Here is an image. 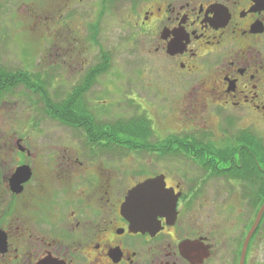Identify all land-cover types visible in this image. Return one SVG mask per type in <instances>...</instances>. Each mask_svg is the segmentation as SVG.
I'll list each match as a JSON object with an SVG mask.
<instances>
[{"label": "flooded vegetation", "instance_id": "obj_1", "mask_svg": "<svg viewBox=\"0 0 264 264\" xmlns=\"http://www.w3.org/2000/svg\"><path fill=\"white\" fill-rule=\"evenodd\" d=\"M46 1L53 5L46 20L66 22L71 33L78 17L91 15L98 17L94 25L100 32L111 6H124L130 36L149 39L153 61L192 78L188 108L215 106L228 125L150 141L151 125L144 137L139 132L130 140L125 120L107 121L115 113L88 109L91 126L63 124L70 131L57 139L71 134L81 140L69 147L16 139L17 160L10 165L8 152L0 155V264H218L225 217L220 190L215 186L211 194L207 188L218 178L241 183L240 204L234 195L231 207H225L230 224L234 216L233 226L239 224L230 253L233 264H240L259 212L254 198H264V175L253 177L254 171L264 172V0ZM111 57L102 48L94 75L108 69ZM226 136L230 142L222 140ZM162 162L163 170H153ZM21 166L30 175L16 191L12 179ZM182 166L191 168L181 171ZM154 178H162L165 192L176 198V214L158 215L154 230H132L123 204L134 188ZM263 226L264 215L244 264L250 263Z\"/></svg>", "mask_w": 264, "mask_h": 264}, {"label": "rangeland", "instance_id": "obj_2", "mask_svg": "<svg viewBox=\"0 0 264 264\" xmlns=\"http://www.w3.org/2000/svg\"><path fill=\"white\" fill-rule=\"evenodd\" d=\"M52 7V2L46 0H10V3L9 0H0L2 64L14 71L19 69L31 73L34 82L35 77H40L44 84L47 83L46 87L55 100L59 101L61 97H66L75 85L83 83L82 77L85 78L91 73L93 67L101 65L100 53L103 48L112 56L109 60L111 63L108 69L94 75L89 90L83 93L80 101L83 102L86 113L88 109H97L104 112V115L107 112L115 113L110 115L112 119H105L112 122L117 118L123 119L125 125L130 120L135 121L138 118V121L146 117L154 128V136H148L150 141L152 137L162 139L174 134H199L204 127L212 131L227 127V119L217 115L215 106L199 108L195 105L192 109L188 108L190 101L186 98L187 86H191L192 81L189 80L192 78L177 74L162 61H153L147 46L149 39L144 35L130 36L131 29L123 21L124 6H111L110 14L101 22L100 32L95 27L96 23H100L97 16L91 15L92 19L82 18L83 20L78 17L77 27L73 28L76 33H71L64 21L50 23L46 20ZM203 74L204 72H201L199 75ZM41 79L38 81L42 84ZM105 99L109 103L106 107L103 102ZM46 110L39 96L22 86L0 101V155L2 152H8L5 155L8 157V164L11 165V161L14 163L17 160L13 143L23 136L30 137L36 144L56 142L62 147H69L71 142L75 144L81 141L80 137L74 138L71 134L70 138L66 137L65 140L57 139L63 130L69 133L70 129L50 119ZM227 114L228 111L223 113L224 116ZM91 115L90 117H93V112ZM94 115H97L96 112ZM235 124L237 128H241L240 121ZM151 125L147 124L142 128L150 132ZM214 138L218 139V136ZM222 140L230 142L227 136ZM6 144H10L11 148ZM137 158L142 159L143 163L146 159H143L142 155ZM165 167L164 162L153 164V170H163ZM190 168L182 166L181 171ZM215 186L216 191L220 190L221 214L225 217L222 218V226L226 231V238L220 240L221 249H217L216 259H219L218 264H233L234 257L230 250L235 246V238L239 235V224L237 227L233 226L236 217L234 215L230 224L232 214L227 209L231 207L229 204L234 202V195L240 204L241 183L234 184L230 179L218 178L207 187L212 190L211 194ZM227 205L229 207L225 208ZM260 226L261 220L256 230ZM262 233L264 231L260 233L261 239L258 238L251 248L248 264H264Z\"/></svg>", "mask_w": 264, "mask_h": 264}, {"label": "trees", "instance_id": "obj_3", "mask_svg": "<svg viewBox=\"0 0 264 264\" xmlns=\"http://www.w3.org/2000/svg\"><path fill=\"white\" fill-rule=\"evenodd\" d=\"M95 69L91 73L86 75V79L83 83L75 85L72 91L65 97L55 100V97L49 92L46 87L47 83H43L40 77H35L36 82H34V76L26 71L9 69L8 66L0 62V101L15 91L18 87H24L26 90L30 91L33 94H37L40 100L45 104V109L52 115L54 119L59 121L64 125H83L91 126L93 123L89 122L92 119L89 115L86 114L84 110L83 102L81 103L80 99L83 96V93L89 90V84L94 80ZM41 79L42 84L38 81ZM147 124L151 125L149 119L144 117L138 121H128L125 125V135L126 138L132 140L137 133L141 132L142 137H144L145 130L142 127H145ZM128 140V139H127ZM145 140V139H144ZM223 165L221 168L226 167ZM228 173V170H225ZM224 173V171H223ZM264 175L263 171H254L253 177H259ZM258 200L259 209L264 204V198H254V201Z\"/></svg>", "mask_w": 264, "mask_h": 264}, {"label": "water", "instance_id": "obj_4", "mask_svg": "<svg viewBox=\"0 0 264 264\" xmlns=\"http://www.w3.org/2000/svg\"><path fill=\"white\" fill-rule=\"evenodd\" d=\"M30 175L28 167L21 166L17 169L15 177L12 179L13 190H18L21 183L24 182ZM162 179V178H161ZM160 178L148 180L136 188H134L128 195L122 207V213L131 220V229L136 231H151L154 230L157 223L155 219L158 215L163 213H171L174 211L176 214V198L167 194L164 186L161 184ZM264 213V204L260 209L256 222L253 225L248 238L246 239L242 260L240 264H244L246 248L252 237L259 221ZM45 264V263H42Z\"/></svg>", "mask_w": 264, "mask_h": 264}]
</instances>
